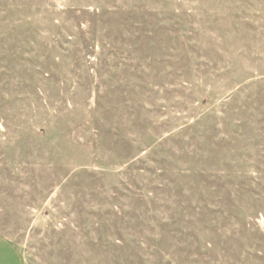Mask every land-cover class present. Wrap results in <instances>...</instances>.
I'll return each mask as SVG.
<instances>
[{
    "label": "rangeland",
    "instance_id": "1",
    "mask_svg": "<svg viewBox=\"0 0 264 264\" xmlns=\"http://www.w3.org/2000/svg\"><path fill=\"white\" fill-rule=\"evenodd\" d=\"M264 264V0H0V264Z\"/></svg>",
    "mask_w": 264,
    "mask_h": 264
},
{
    "label": "crops",
    "instance_id": "2",
    "mask_svg": "<svg viewBox=\"0 0 264 264\" xmlns=\"http://www.w3.org/2000/svg\"><path fill=\"white\" fill-rule=\"evenodd\" d=\"M16 253L18 254V260L21 264H23V261H22V258H21V255L18 253L17 249L14 247Z\"/></svg>",
    "mask_w": 264,
    "mask_h": 264
}]
</instances>
